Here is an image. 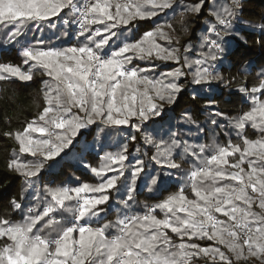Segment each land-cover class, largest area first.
<instances>
[{
	"label": "snow or ice",
	"instance_id": "snow-or-ice-1",
	"mask_svg": "<svg viewBox=\"0 0 264 264\" xmlns=\"http://www.w3.org/2000/svg\"><path fill=\"white\" fill-rule=\"evenodd\" d=\"M202 8L184 0H0L2 47L15 48L20 60L0 62V83L44 77L43 105L34 99L33 117L4 132L16 145L7 169L23 185L20 199L10 200V211L0 214V264H264V71L258 84L237 89L248 109L233 117L213 111L212 129L190 111L182 114L199 133L223 129L216 118L227 119V143L215 135L197 144L177 131L168 139L145 132L149 123L164 119V105L177 103L186 89L182 80L191 76V85L198 86L193 98L223 82L215 62L225 54L240 0L212 6L213 20L195 58L190 44L181 52L168 19L139 38L134 34L141 23L169 11L172 19L181 17L187 32L186 15H199ZM57 32L76 42L56 46L45 33ZM157 62L176 67L156 75ZM214 104L209 99L205 107ZM94 127L97 141L109 130L130 127L154 151L147 160L139 147L130 153L128 141L137 142V136L129 134L93 166L85 157L91 148L86 133ZM249 129L255 138L246 134ZM66 158L77 160L92 182L76 177L45 185L41 193L39 176ZM177 172L182 182L167 192ZM141 190L155 202L138 203ZM33 191L32 202L25 203ZM113 211L115 218L107 219Z\"/></svg>",
	"mask_w": 264,
	"mask_h": 264
},
{
	"label": "trees",
	"instance_id": "trees-1",
	"mask_svg": "<svg viewBox=\"0 0 264 264\" xmlns=\"http://www.w3.org/2000/svg\"><path fill=\"white\" fill-rule=\"evenodd\" d=\"M197 2L202 3L203 8L199 15L194 12L186 15L187 32L181 29V17L178 14L174 19H172L170 11L168 16H165L164 13H162L164 15L160 14L159 16L162 22L168 19L174 25L176 29L174 38H179V47L182 53L184 45L190 44L191 51L189 55L192 58H195L200 52L198 51L200 37L208 22L213 20V17L210 15L212 6L214 4L231 5V0H184L185 5H192ZM240 4L241 8L237 13L236 20L233 22L234 29L230 35L225 37V54L222 59L215 62L216 71L223 77V82H213L211 91H199L195 94V98H193V88H197L198 86L191 85V76L186 80H182L181 83L186 85V89L180 94L177 103L174 106L164 105V119L155 124L149 123L145 128L146 133L154 135L157 139L161 137L168 139L170 130L176 127L175 131L179 132L181 138L187 141L200 144L210 143L213 135H215L220 143H227L228 136L225 133L231 131L227 119L216 118L220 124L225 126L223 129L216 127L214 132L199 133L197 132L196 125L184 123L182 114L185 111H190L194 119L205 129H212L213 126L210 123V119L214 118L211 116L213 111H220L225 113L227 117H233L248 109V104L242 102L241 94L237 89L241 85H246L251 88L253 85L258 84V74L264 71V29L260 27L264 25V0H240ZM179 10V7H177V13ZM162 16L164 17L162 18ZM153 21L155 22L149 21L141 23L139 29L134 34V38H139L144 31L154 28L156 18ZM31 35L32 33H29V37ZM45 36L46 38H54L55 41L64 38L63 40L66 41L63 42L64 46H69L76 42L74 36L61 37L58 32L55 36L51 33H45ZM0 62L19 64L20 60L15 48H4L1 45ZM157 64L158 71L156 75L159 72L168 71L176 67L172 63L162 64L157 62ZM42 79L44 77L37 75L31 82L0 83V214L10 211V200L13 198L20 199L21 187L23 185L22 178L7 169V161L16 145L12 139L4 136V132L22 128V122L33 117L38 110L34 99L41 106L43 105L40 92ZM209 99L215 101V104L211 108H206L205 104ZM6 118H9L10 122H7ZM129 134L137 136V142L128 141L129 152L135 153L139 147L141 155L147 151V157L145 159L150 158L154 149H146L140 141L141 134L134 132L130 127H123L118 131L109 130L99 141L96 139L97 129L94 127L90 132L86 133L87 140L91 145L90 152L85 157L86 162L93 166L97 165L100 156L105 152L115 151L117 143H124L125 137ZM246 134L250 138H255L251 129ZM232 138L235 140L234 133L232 134ZM81 139L83 140V137ZM81 147V144H77L78 149ZM24 159H31V157L25 155ZM182 167L187 169L188 165L184 164ZM176 175L178 174L176 173ZM76 177H79L81 182H92L90 172L80 168L77 160L66 158L52 169L44 170L39 176L38 183L41 193L45 185L55 187L61 183L74 181ZM178 186V181L171 186L167 185V192L176 191ZM34 194V191L29 193V199L25 203H31ZM145 200L149 203L155 202L154 199L149 198L146 190L139 191L137 194V202L139 203ZM13 218L20 219L18 215ZM114 218L115 211L107 217L109 220Z\"/></svg>",
	"mask_w": 264,
	"mask_h": 264
},
{
	"label": "rangeland",
	"instance_id": "rangeland-1",
	"mask_svg": "<svg viewBox=\"0 0 264 264\" xmlns=\"http://www.w3.org/2000/svg\"><path fill=\"white\" fill-rule=\"evenodd\" d=\"M219 5V4H218ZM161 15H164V14H162L161 13ZM164 16H162V18H163ZM153 19H155V18H153ZM162 21H161V17H158V18H156V23H161ZM39 35V34H38ZM64 38H60V40H58V41H55V39L54 38H51V40H52V42H53V44H55L56 46H64V44H63V42H66L65 40H63ZM200 39H201V37H200ZM4 40V34H3V32H0V46L1 45H3V41ZM198 51H201V48H200V42H199V50ZM203 51H207V49H203ZM176 130V127H174L173 128V130L171 129L170 131H175ZM185 138L186 139H188L186 136H185ZM185 140V139H184ZM189 140H191V139H189ZM189 143H195V142H193V141H188ZM197 144H200V143H197ZM189 159H191V158H189ZM182 172H177V174L178 175H175V180H177L178 181V183H180V182H182V176H183V174H181ZM167 185H165V187H166ZM117 199H118V197L116 196V194L115 193H113V198H112V200H113V204H115L116 203V201H117Z\"/></svg>",
	"mask_w": 264,
	"mask_h": 264
}]
</instances>
